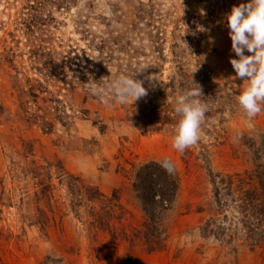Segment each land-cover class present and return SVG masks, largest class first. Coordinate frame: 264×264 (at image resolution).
<instances>
[{
  "label": "rangeland",
  "instance_id": "rangeland-1",
  "mask_svg": "<svg viewBox=\"0 0 264 264\" xmlns=\"http://www.w3.org/2000/svg\"><path fill=\"white\" fill-rule=\"evenodd\" d=\"M241 2L0 0V264H264L250 197L264 111L238 105L226 21ZM133 74L148 89L135 102L89 91ZM200 86V139L181 152L175 98ZM150 161L179 180L158 230Z\"/></svg>",
  "mask_w": 264,
  "mask_h": 264
},
{
  "label": "clouds",
  "instance_id": "clouds-1",
  "mask_svg": "<svg viewBox=\"0 0 264 264\" xmlns=\"http://www.w3.org/2000/svg\"><path fill=\"white\" fill-rule=\"evenodd\" d=\"M226 21L232 51L236 53L230 62L236 75L246 81L236 99L246 116L253 118L264 111V0H242L227 13ZM246 50L251 54H246ZM135 74L102 78V83L93 80L88 88L105 105H109V101L121 105L135 102L148 92ZM201 93L200 86L199 89L184 91L175 98L174 112L180 116V120L174 130L172 146L178 151L182 152L200 139L206 112V105L197 98Z\"/></svg>",
  "mask_w": 264,
  "mask_h": 264
},
{
  "label": "trees",
  "instance_id": "trees-1",
  "mask_svg": "<svg viewBox=\"0 0 264 264\" xmlns=\"http://www.w3.org/2000/svg\"><path fill=\"white\" fill-rule=\"evenodd\" d=\"M147 118L150 121V124L153 123L150 116H147ZM152 125V124H151ZM159 129V128H155ZM257 140H260V142H257ZM252 138V146L254 148H257V151L254 152L256 157V163L257 168L264 169V164H259V161L262 159L261 150L264 148V132L259 136V138ZM261 144L257 146V144ZM157 167V168H156ZM141 173V179L142 176L145 178V176L148 177L150 180L149 182V188H148V201L150 202V208L147 210V214L149 216V220L151 223L155 224V229L158 230L157 227L158 224H161V218L165 214L166 211H168L176 198L178 188H179V180L178 177L174 174V172L169 171V169L163 167L160 163L156 161H150L147 164L143 166V168L140 171ZM264 173L261 172V175L257 174V177L259 179V187H258V193L261 197H251V203L253 206H260L262 207L261 210H264ZM214 183V194L217 199V201L220 203L221 201V191L219 186L217 185V182L213 180ZM145 225L149 226V223L146 222ZM255 226V229H257L255 232L256 237L252 238V246H262L264 242V229L258 225ZM254 229V230H255ZM122 264H150L147 260L130 256L129 258L125 259Z\"/></svg>",
  "mask_w": 264,
  "mask_h": 264
},
{
  "label": "water",
  "instance_id": "water-1",
  "mask_svg": "<svg viewBox=\"0 0 264 264\" xmlns=\"http://www.w3.org/2000/svg\"><path fill=\"white\" fill-rule=\"evenodd\" d=\"M170 167V166H169ZM170 168H172V167H170Z\"/></svg>",
  "mask_w": 264,
  "mask_h": 264
}]
</instances>
